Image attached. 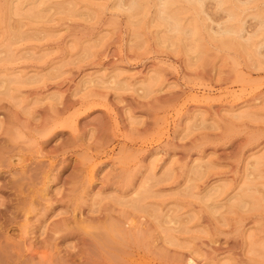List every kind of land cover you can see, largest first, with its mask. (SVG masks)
<instances>
[{
    "label": "rangeland",
    "instance_id": "rangeland-1",
    "mask_svg": "<svg viewBox=\"0 0 264 264\" xmlns=\"http://www.w3.org/2000/svg\"><path fill=\"white\" fill-rule=\"evenodd\" d=\"M189 258L264 264V0H0V264Z\"/></svg>",
    "mask_w": 264,
    "mask_h": 264
},
{
    "label": "bare ground",
    "instance_id": "bare-ground-1",
    "mask_svg": "<svg viewBox=\"0 0 264 264\" xmlns=\"http://www.w3.org/2000/svg\"><path fill=\"white\" fill-rule=\"evenodd\" d=\"M29 184H30V183H29ZM129 220H130V219H129ZM129 220H128V221H129ZM128 223H131V222L129 221ZM130 225H131V224H130ZM126 226H127V225H126ZM127 227H129V226H127ZM141 229H142V228H141ZM118 230H119V229H118ZM129 230H130V229H129ZM127 231H128V230H127ZM131 231H132V230H131ZM128 232H129V231H128ZM139 232H140V231H139ZM42 244H43V243H42ZM105 246H106V245H105ZM31 248H32V247H31ZM31 253H32V255H31V254L28 255V256H30V255L32 256L31 259L37 257V256H35V255L33 254V252H31ZM130 254H131V253H130ZM123 255H124V254H123ZM34 256H35V257H34ZM119 259H120V257H119ZM31 261H32V260H31ZM63 261H64V259H63ZM121 261H124V260L121 259ZM188 261H189L188 264H190V262H193L192 260L190 261V258L188 259ZM53 262H56V260H55V261L53 260Z\"/></svg>",
    "mask_w": 264,
    "mask_h": 264
}]
</instances>
